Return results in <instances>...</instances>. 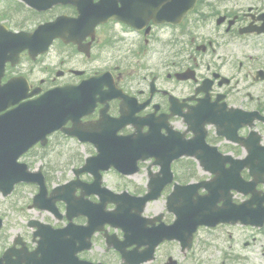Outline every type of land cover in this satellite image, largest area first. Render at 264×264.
I'll return each mask as SVG.
<instances>
[{
  "label": "flooded vegetation",
  "instance_id": "af4514ba",
  "mask_svg": "<svg viewBox=\"0 0 264 264\" xmlns=\"http://www.w3.org/2000/svg\"><path fill=\"white\" fill-rule=\"evenodd\" d=\"M263 25L264 0H199L197 8L178 27L150 26L148 31L134 32L111 22L99 26L94 38L84 41V44H90L89 58L80 54L76 46L57 43L35 63L54 59L50 68L45 67L47 75L64 79L63 85H76L101 73L111 75L124 98L98 103L92 114L82 119V124H96L104 107L108 119H119L121 107L128 106L134 112V121L125 126L123 136L135 133L138 127L147 133L151 127L167 123L171 129L184 131L186 137L191 138L193 134L187 132L182 117L177 114L188 110L197 112L204 100L209 120L206 143L223 156L235 160L247 158L249 148L257 152L254 159L259 160L264 158V151L256 147V140H259V145L264 148V89L258 87L264 84L260 55L264 45ZM123 33L133 35L134 40L126 44V40L120 37ZM124 43L126 52L120 46ZM23 60L28 62L26 55ZM18 72L19 67L8 68L6 75L11 78L22 74ZM47 82L54 84L56 79H43L39 86L43 87ZM162 133L166 135L165 130ZM81 147L83 149L76 154L79 158L96 156L93 146L83 144ZM175 164L172 168L174 176L183 182ZM43 174L45 180H49L45 171ZM190 174L195 176L193 168ZM241 176L245 182L252 181L248 170H243ZM82 179L84 183L92 181L88 175ZM194 180L196 178H192ZM169 191L170 187L165 188L164 194ZM232 204L244 205L250 210L264 208V176L254 186L253 193L232 194ZM159 214L162 213H153L154 216ZM171 221L172 216L164 214L163 222ZM63 225V221H58L53 226L61 228ZM207 232H219L225 236L228 254L223 256L222 264H245L249 254L264 264V224H225ZM177 245L171 242L162 247H177L180 252ZM99 254L93 243L90 250L80 254V258L110 264L117 253L106 250L104 245V254ZM163 258L152 264H165Z\"/></svg>",
  "mask_w": 264,
  "mask_h": 264
},
{
  "label": "water",
  "instance_id": "95a60500",
  "mask_svg": "<svg viewBox=\"0 0 264 264\" xmlns=\"http://www.w3.org/2000/svg\"><path fill=\"white\" fill-rule=\"evenodd\" d=\"M28 6L39 10H47L56 4H70L76 7L79 17L75 21H71L66 17L58 18L54 23L46 24L39 27L33 34L20 33L17 35L7 36L5 45L0 50V57L4 60L13 58V56H5L11 53L18 57L19 53L28 49L31 58L46 50L47 46L55 38H61L65 42H77L73 37L68 36L69 31L74 34H84L89 27L94 26L108 17L118 19L123 22H129L135 25L138 15L141 12L142 17L138 22L152 19H177L183 16V13L191 8L195 0H100L97 4H93V0H23ZM118 3L121 7L118 8ZM136 21V22H135ZM76 38V37H75ZM79 39V38H76ZM14 57V58H15ZM27 88L23 86V95L21 99H25ZM83 89L75 88L72 94H68L65 88L56 89L46 93L42 97L20 104L17 108L8 111L0 116V191L3 195H7L13 189V186L19 182L33 183V175L27 173L23 166L16 163L19 156L37 141H43L45 136L55 130L61 129L67 120L79 118L82 114L81 110L74 108L69 104V100L80 99ZM15 102H7L6 97L0 96V110L14 105ZM206 184V183H205ZM206 188V185H204ZM57 189L53 192H59ZM209 191V190H208ZM49 198L48 206L45 200V191L42 188L37 197L34 198V206L40 210H53V202L57 197ZM185 207L182 209V216L179 215V222H175L173 226L165 230L166 234L172 232L171 238H176L183 231V244L187 245L191 234L198 226H211L226 218V213L213 208L214 200L206 195L200 197L198 201H192L190 187L182 188ZM180 191L176 190L169 198L170 202L175 201V196H179ZM154 198V197H151ZM146 202L145 199H143ZM95 226L92 225L88 229L91 230ZM45 242L53 243L48 249H41L43 261L37 260L38 264H78L77 260L68 257L63 253V237L54 235L53 237H45Z\"/></svg>",
  "mask_w": 264,
  "mask_h": 264
},
{
  "label": "rangeland",
  "instance_id": "374dc122",
  "mask_svg": "<svg viewBox=\"0 0 264 264\" xmlns=\"http://www.w3.org/2000/svg\"><path fill=\"white\" fill-rule=\"evenodd\" d=\"M13 4L9 5L6 3L5 0H0V17L2 14H4ZM64 12L63 10L61 11H56L53 14L47 15L48 18L60 13ZM1 23H8V20L2 18L0 19ZM23 22V18H22ZM13 24V23H12ZM36 24V23H35ZM35 24L33 23H27L26 28L27 29H32ZM15 30V29H13ZM120 37H123L126 40V44H128L131 40H134V36L130 34H121ZM126 44H121L120 46L122 47L123 51H127ZM261 49L263 50V55H264V45L261 46ZM114 52V51H112ZM111 53V52H110ZM109 53V54H110ZM99 54L96 53V56ZM261 55V54H260ZM262 57V66H264V57ZM55 60L51 59L48 61H40L36 64H32L29 62H25L19 66V71L18 73H24L26 77L29 78L31 82H33L35 85L38 84V81L41 79H48V77H51V79H56L55 75L48 76L47 75V70L46 68H50V65L53 64ZM57 84L58 83H63L64 79H56ZM61 80V81H59ZM51 83V82H50ZM261 89H264V84L258 86ZM55 141H58L57 139L53 138L52 143L54 144ZM60 143H55L52 146V150H49V153L52 154L51 157L48 159H42V151L38 150L35 151L28 159L26 158V162L30 166V168L37 169L38 166L42 165L45 167V163H49L46 167L45 170L47 174L49 175L50 181L54 182L53 184H58L62 183L64 181H70L73 179V169H77L78 167L71 168L68 165L67 160L65 159V146L62 144L61 141ZM66 148L67 150L73 151V155L75 156L74 160L77 159L74 164H78L80 162L82 164L83 158L79 156H76V152L79 151V147H75L73 141H66ZM83 149V148H82ZM38 153V154H37ZM68 151L66 153V157L68 155ZM80 164V165H81ZM79 165V166H80ZM193 165V163L189 162H182L176 167L177 173L178 174H186L188 172V168ZM148 166H145V169L140 175H137L136 177L132 179H122L119 178V176L114 173V172H108L107 174L104 175V181L105 185L112 189L114 192H120L123 190H127L131 193L140 192L139 189L144 191L145 184L147 182V173L146 169ZM193 174L195 175V178L198 177H203L206 178V175L203 174L198 168L194 167L193 169ZM55 176L54 177L52 176ZM192 178L189 180L191 181ZM187 179L184 181V183L189 182ZM34 195L33 190L29 188H23L20 189L19 192L13 193V196H10L6 199H1L0 198V215H2L5 218L6 222V240H8L10 237L15 236L17 234H22L25 235V232H29L30 230L27 228V221L29 220H36V221H41L43 222V217L46 216V214L38 213L35 212V210H28V207L31 205V197ZM156 211L159 212H164V198L159 200L158 202H155L148 207V212L146 213L147 217H150L155 213ZM48 215V214H47ZM47 222L53 223V220L51 217H48L45 219ZM215 235H218V238L215 237ZM225 236H222L221 233L219 232H214V233H207L202 236V238L199 239V248L201 252H198L197 246L195 250L187 254L186 256H183L180 254L179 249L177 247H169L166 246L162 250H160L159 254L162 257H165L167 254L169 256H172L174 259L179 262V264H190L191 258L193 259L194 253L198 254V257L200 258V263L199 264H221L223 258L221 259V254L224 256L225 254H228V249L227 245L225 243ZM208 243H214L217 245V249L211 253L210 252L206 253V249L208 246ZM231 244V243H230ZM205 245V247H204ZM99 255H103V245H98L96 246V253H99ZM203 251V253H202ZM211 253V254H210ZM253 255L249 254L246 256L248 258V263L246 264H263L259 262L258 259L252 257ZM110 264H119V262L115 259L109 261Z\"/></svg>",
  "mask_w": 264,
  "mask_h": 264
},
{
  "label": "bare ground",
  "instance_id": "6f19581e",
  "mask_svg": "<svg viewBox=\"0 0 264 264\" xmlns=\"http://www.w3.org/2000/svg\"><path fill=\"white\" fill-rule=\"evenodd\" d=\"M63 243H64L63 248H66L68 250L72 249V245L70 244L69 240H65Z\"/></svg>",
  "mask_w": 264,
  "mask_h": 264
}]
</instances>
